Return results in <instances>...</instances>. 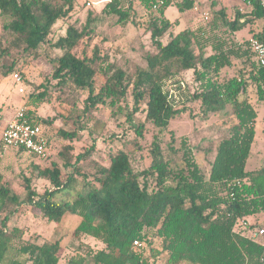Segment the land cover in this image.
<instances>
[{"label": "trees", "instance_id": "obj_1", "mask_svg": "<svg viewBox=\"0 0 264 264\" xmlns=\"http://www.w3.org/2000/svg\"><path fill=\"white\" fill-rule=\"evenodd\" d=\"M126 1L128 5L109 0L102 11L117 15L118 23H126L136 22V1L146 10L155 51L146 53L147 66H139L133 73L111 61L97 45L89 53L87 47L96 34L93 11H88L81 30L69 24L65 34L57 37L58 22L73 15L77 0H0V15L9 18L3 30L18 36L29 54L47 58L54 68L53 78L58 79L57 88L67 86L86 93L82 109L66 116L73 118L76 128L60 130V134L68 139L79 137V131L88 129L92 110L106 104L114 116L125 115L140 138L144 125L133 124L138 112L156 127L167 129L172 118L188 110L186 104L179 106L174 101L168 82L178 78L175 82L181 83L182 73L190 70L193 86L188 87V100L199 102L203 116L230 108L236 121L229 136L217 143L209 171L198 162L188 137L176 140L170 130L168 153L155 136L149 149L151 163L141 170L136 169L124 146L109 152L105 161L89 160L96 149L94 138L84 152L60 153L68 170L66 177L55 161L52 167L34 165L39 176L53 186L42 194L28 179L27 195L21 201L0 176V264L61 261L60 239L26 238L23 227H9L12 215L28 206L54 222L62 221L68 213L79 215L74 236H88L103 244L73 254L68 264H85L88 256L95 264H157L162 254L167 255L165 264H264V247L248 236L263 225L243 224L249 216L264 212V167L246 168L256 134L257 105L264 104V65L259 63L250 38L238 41L235 37L249 23L264 21V7L252 0L247 10L237 8L233 18L220 8L213 11L210 30L202 26L183 29L164 42L171 27L178 24L167 17V8L174 5L184 11L195 7V0ZM252 37L264 42V26ZM12 45L0 34L1 57L11 56ZM54 49L62 53L52 55ZM18 62L13 57L5 76ZM230 69L234 73L226 76ZM42 86L26 102L31 106L28 117L33 124L42 125L52 150V136L46 127L51 121L37 114L51 98L49 87ZM128 95L133 109L123 105ZM138 137L131 142L138 145ZM0 147L4 149L1 137ZM16 151L27 153L22 148ZM81 177L85 181L79 188ZM154 238L161 241V249L153 246ZM137 239L143 247L134 244Z\"/></svg>", "mask_w": 264, "mask_h": 264}, {"label": "rangeland", "instance_id": "obj_2", "mask_svg": "<svg viewBox=\"0 0 264 264\" xmlns=\"http://www.w3.org/2000/svg\"><path fill=\"white\" fill-rule=\"evenodd\" d=\"M92 1L94 4L90 8L85 3V0H77L73 15L58 22L57 37L60 34H65L69 24H73L81 30L87 22L88 11H93L96 18L92 22V27H94L96 34L91 44L87 47L89 53L92 54L93 47L97 45L102 53L108 54L111 61L131 73L139 66L146 67V53L155 51L151 33L148 30L146 10L136 1L135 8L138 11L136 22L129 20L126 23H118L117 15L107 14L102 11L105 3L109 0ZM122 1L124 5H128L126 0ZM220 8H225L228 15L233 18L237 8L244 11L247 10L248 6L243 0H195V7L184 11H181L177 6H169L166 10V15L173 21L178 20V24H174L171 27L163 41L168 42L173 35L183 29H197L202 26L210 30L209 23H211L213 11ZM206 13L209 18L205 17ZM7 21H9L7 16L0 15V34H4L8 39V43L12 42L14 44L11 46V56H0V137L7 122L14 118L24 105L31 107L26 102L31 93L40 91V85H43L42 89L48 86V91L51 93L50 101L43 103L37 109V114L40 117L48 118L51 121V123L46 125L53 140L51 155L47 158L33 159L28 153L17 152L13 148L2 149L0 147V176L3 178L4 183L10 184L13 192L19 196L21 201L27 195L26 185L28 179L31 180V186L40 194L53 187L48 179L39 176L38 170L34 168L36 163L41 168H44L52 167L55 161L62 169L63 177H66L68 170L64 166L65 160L60 153L64 152L67 154V152H70L75 155L79 152H84L95 142L94 138H96V149L89 156V160L105 161L109 152L124 146L130 151L136 169L141 170L148 167L151 163L149 149L155 136L160 138L168 153V142L171 139L170 130H172L176 140L182 136L188 137L198 162L205 171H209L211 162L216 155L217 143L229 136L230 126L236 120L230 108L211 112L208 116H203L199 102L188 100V89L193 86L191 82L193 79L192 71L189 70L182 73L180 77L181 83L175 82L178 78L168 82L167 87L170 89L174 101L179 106L186 104L188 110L172 118L167 129L156 127L146 119L143 112H138L133 119V124L144 125V136L140 138L135 132L136 126L126 121L125 115L114 116L112 114L113 109L109 104H106L99 105L92 110V118L88 124V129L79 131V137L68 139L63 137L59 131H71L76 128L73 118L67 119L66 116L73 115L82 109L86 93L76 92L72 88H67V86H63L64 88L62 87L61 89L57 88L58 79L53 78L54 68L48 64L47 58L43 56L35 57L34 54L26 52L24 50L25 43L18 36L3 30V26ZM263 26V20L249 23L236 32V40L244 41L251 38L262 30ZM210 51L208 49V52ZM61 53L62 50L60 49H54L51 52L52 55H60ZM12 56L19 59V62L14 66L13 71L5 76L4 72L7 67L13 64ZM16 72H19L23 77V81L20 83L14 81V73ZM233 73L234 71L230 69L224 74L230 76ZM21 87L23 90H20ZM60 98L67 100L62 102ZM123 105L128 109H133L131 95L127 96ZM257 109L259 114L255 123L256 134L246 165L247 170L250 171L264 167V104L257 105ZM112 134L116 136L110 137ZM136 137H138V145L131 142ZM67 146H71L72 149L68 151ZM84 181L83 177L79 178V188L82 187ZM63 198L67 199L68 194L63 195ZM248 220L264 227V212L249 216ZM80 221L81 217L73 213L66 214L60 222L50 221L44 218L40 211L28 206L27 208H22L19 213L13 214L8 225L9 227H23L26 232V238L60 239L62 251L59 264H68V259L73 254L86 252L88 246L93 248L103 246L102 243L91 237L74 236L73 231ZM153 246L161 249V241L158 238H154ZM166 258L167 255L162 254L157 260V264H165ZM85 264H95V262L91 256H88Z\"/></svg>", "mask_w": 264, "mask_h": 264}, {"label": "built area", "instance_id": "obj_3", "mask_svg": "<svg viewBox=\"0 0 264 264\" xmlns=\"http://www.w3.org/2000/svg\"><path fill=\"white\" fill-rule=\"evenodd\" d=\"M249 6L252 0H243ZM264 7V0H258ZM87 6H93L92 0H85ZM206 18L208 14H205ZM251 45L256 52L257 59L261 65H264V42L256 37L250 38ZM14 81L22 82L23 77L19 72L14 73ZM20 90H23L21 87ZM29 107L24 105L14 118L9 120L1 132V142L4 148L24 149L28 154L36 155L39 158H47L51 155V146L48 136L45 134L42 125L33 124L28 117ZM245 226L251 224L249 220L243 221ZM248 236L260 243L264 247V227L251 230ZM134 244L139 248L143 247L140 240H135Z\"/></svg>", "mask_w": 264, "mask_h": 264}]
</instances>
